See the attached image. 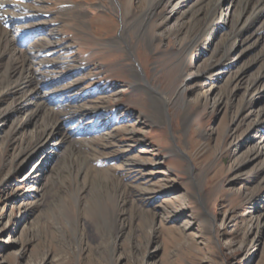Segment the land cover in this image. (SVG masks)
Masks as SVG:
<instances>
[{
    "label": "rangeland",
    "instance_id": "obj_1",
    "mask_svg": "<svg viewBox=\"0 0 264 264\" xmlns=\"http://www.w3.org/2000/svg\"><path fill=\"white\" fill-rule=\"evenodd\" d=\"M64 1L26 3L56 23V84L85 98L54 108L71 136L30 174L44 122L1 114L0 264H264V88L240 71L264 44L227 64L211 7L161 5L141 33L147 0H70L80 18ZM84 106L111 123L80 139Z\"/></svg>",
    "mask_w": 264,
    "mask_h": 264
},
{
    "label": "bare ground",
    "instance_id": "obj_2",
    "mask_svg": "<svg viewBox=\"0 0 264 264\" xmlns=\"http://www.w3.org/2000/svg\"><path fill=\"white\" fill-rule=\"evenodd\" d=\"M46 1L47 0H34V3H43ZM116 1L117 0H113L112 2L115 4ZM147 1H149L148 7L144 9L139 20L136 22L140 26L139 31L141 33H145L147 22L161 5H166L168 7L167 17L174 19H176L179 14L182 15V13H185L187 10L191 11L192 9L195 11L192 12L193 16L191 17H198V15L205 17L207 8L211 7L213 10L211 17L212 23L220 21L222 29H226V32H224L226 35L224 34L221 39V44L219 43L223 45L224 49L222 54L223 61L226 63L231 62V64L234 65L248 56L250 52L258 49V46L260 49L264 44V0H241V3L237 5L239 6L238 12L236 10L233 13L229 12L232 4H230L229 0ZM203 1L206 2L200 7H195L198 2L200 4ZM143 2L144 0H138L140 5ZM32 4H27L26 0H0V67L5 66V71L2 73L3 76L0 78V116L1 114L3 116V118L1 117L3 120H1L6 121L8 118L16 116L24 118V116L28 115L27 121H25L28 124L37 122L40 118L44 122V127L40 130V136L37 139L38 142L35 149L29 154V161H27L29 174L36 169L37 171L43 170L44 163H49V161L52 160L50 152L52 150L54 153L57 152L56 150L68 140L66 136H71V133L67 134L65 131V126H60L57 120L53 122L54 119H57L56 113L52 112L55 110L54 108H59L60 105L62 106L60 103L62 100L70 102L80 101L85 98L84 93L81 91L75 93L74 89H72L73 86L61 87L56 84L58 82H65L69 78V75L66 74H55L54 70L57 66L56 63L51 62L54 64L49 65V62L43 59L47 54L51 55L55 52L54 46L47 43L52 37L54 38L55 29L47 28L48 26L52 27L53 24L56 23H53L50 19V21L39 22L43 16L40 12L44 14L47 12L40 8L37 10L38 12H33L30 10H34L35 8ZM74 4L75 3L70 0L64 1L59 12L66 14H71L73 12L76 17H83V10H78L79 8L77 10L73 9L72 7L75 6ZM140 5L139 7L143 6ZM135 10H126L124 16L128 18L134 16L136 13ZM228 15L230 20L227 19ZM211 20L210 24H212ZM229 22L230 24H228ZM9 28H12V30ZM122 28L124 31H127L126 26ZM119 39L124 40L123 35L120 34ZM26 57L29 60V65L27 67ZM246 63L247 64L243 66L242 70H240L243 72L242 78L247 73H255V78L252 80L251 84L264 88V48L260 49L256 56H254L250 62ZM52 84H54L53 87H49ZM46 88L49 89L46 90ZM85 106L82 112H79L81 122H83L84 117L87 118L86 116L90 115L92 112L93 107L88 106L91 107L90 109ZM48 112L53 115L51 122H46L45 120L44 114ZM258 114L259 117H261L262 111H259ZM110 123L111 121L102 119L97 120V117L93 115L90 120L83 122L81 127L77 132H74V134L78 138L84 139L86 135L84 136L83 133L91 129L94 131H102L108 128ZM67 129L69 128L67 127ZM89 133L98 132L90 131ZM79 134L83 135L79 136ZM263 137L264 134L261 133L260 138ZM48 148L50 152L46 154V149Z\"/></svg>",
    "mask_w": 264,
    "mask_h": 264
}]
</instances>
